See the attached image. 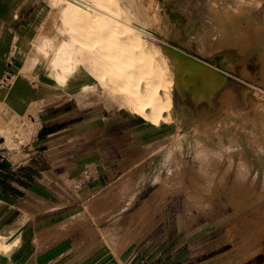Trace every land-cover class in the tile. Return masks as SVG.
Here are the masks:
<instances>
[{"label": "rangeland", "instance_id": "rangeland-1", "mask_svg": "<svg viewBox=\"0 0 264 264\" xmlns=\"http://www.w3.org/2000/svg\"><path fill=\"white\" fill-rule=\"evenodd\" d=\"M44 1L33 0L27 9L21 11L17 20L9 21L12 27L16 30L28 27ZM152 1L155 2L154 6L151 4ZM119 2L126 11L132 12L135 19L142 17L147 20L145 22L149 21L152 13L158 8L164 21L162 26L165 38L164 41L149 39V53L154 59L160 60L163 66V80L166 79L168 82L172 80L167 90L170 91L173 103L172 107H166L163 111L166 118H163L161 126L157 127L145 121L150 127L136 129V144L139 145L141 139L160 131L156 136H161L162 139L146 144L145 147L168 143L172 135L170 124L181 118L183 125L178 133L181 140L179 142L182 144L180 159L184 167L179 169L180 175L176 178L189 183L192 171L186 167L191 166L201 173L209 170L191 146L195 129L210 130L214 135L211 143L222 148L227 144V136L220 137L213 132L220 128L219 124L225 126L242 124L250 129L256 125L258 131L262 133L263 142L236 140L235 145L243 148L248 144L252 147L254 166L248 170L247 176L256 177L255 187L263 191L262 174L257 173V170L264 167V82L262 75L259 74V65L252 57L254 53H246L245 47L264 41V0H119ZM229 35L231 38H228ZM175 49L189 51L191 60L218 74L222 84L212 98L197 100L191 87L179 86L178 81L182 77L181 60ZM1 65L0 86L12 87L11 80L17 73L20 63L16 56L10 54ZM243 65L248 66L252 73L251 77L243 76ZM79 72L80 75L72 73L65 83L60 86L53 84L40 95V99H45L46 102L28 113L30 124L29 127L24 126L25 130L33 126L30 118L38 120V111L57 96L53 94L58 93L74 95L71 98H76L82 107H86L88 121L98 117L104 119L103 116H107L108 118L105 117L107 120L133 117L137 125L144 122L131 107L128 95L123 91H115L102 85L90 68L84 69L79 66ZM162 92L164 94L165 90ZM167 115L170 116L169 119ZM142 150L143 148L137 146L131 154L126 155L127 152H124L123 159L114 160L117 168L114 171L115 175L111 177V183L117 182L120 177L124 178L123 180L134 181L138 189L129 204L116 206L112 204L113 202H107L105 206L109 207V217L100 223L102 227H107L119 219L118 230L123 232L128 219L136 214L142 205L156 204L162 199V205L153 209L152 226L140 232L127 250L122 251L123 264H242L254 257L264 262L262 252L264 195L253 197L238 207L230 205L233 188L238 185L239 177L242 178L243 175H238L239 173L233 169L228 170L227 160L222 164L225 185L221 187L222 199L226 205H219L216 208L204 207L188 204L184 192L163 196L161 189L170 165L172 166V159L161 152L155 155L152 165L146 162L140 166L136 162L140 159ZM233 158L239 161V155L236 154ZM118 171H122V174L115 177ZM110 191L107 189L98 195L106 196L107 200V193ZM208 210L212 215L207 214ZM89 224L86 221V225ZM0 233V243L10 244L12 253L29 244L25 234H22V237L18 232L7 229L2 231L1 228ZM82 237L83 235L78 236V239H72L68 243L73 245L70 247L57 246L51 249H48V245L42 247L43 254L37 256L36 264L57 263L58 260L73 253V247L83 242L81 240L79 243ZM111 251L113 250L109 248L103 249L101 256L115 258V253ZM30 257L26 254L13 255L12 258L14 264H25Z\"/></svg>", "mask_w": 264, "mask_h": 264}, {"label": "bare ground", "instance_id": "bare-ground-1", "mask_svg": "<svg viewBox=\"0 0 264 264\" xmlns=\"http://www.w3.org/2000/svg\"><path fill=\"white\" fill-rule=\"evenodd\" d=\"M31 3L33 0H0V66L10 54L16 56L20 63L11 80L12 87L0 86V137H4L9 146L17 147L26 140L28 113L46 102L45 99H40V95L53 84L60 86L65 83L70 74L80 75L79 66L92 69L102 85L128 95L131 107L148 124L161 126L162 119L166 118L163 111L166 107H172L173 99L167 90L172 80H163L160 60L154 59L149 53V39L164 41L165 38L162 26L164 21L158 8L149 21L145 22L147 20L142 17L135 19L132 12L126 11L119 0H45L28 27L14 29L9 21L17 20L21 11ZM151 4L154 6L155 2L152 1ZM210 27L209 24L208 28ZM175 50L181 60L180 74L183 80L179 78V86L191 87L197 100L212 98L222 84L218 74L191 60L189 51ZM245 52L254 53L252 57L259 65V74L264 82V41L249 44L245 47ZM242 74L247 78L251 77L252 73L247 65L242 66ZM162 90H165L164 94ZM169 118L167 115V119ZM182 125L181 118L170 124L172 135L168 143L143 148L142 155L136 162L140 166L146 162L152 165L155 155L161 152L172 159V166L170 165L161 189L163 196L184 192L188 204L214 208L226 205L221 193V187L225 185L222 165L225 160L228 162V170L233 169L238 175H243L242 178L238 176L240 179L235 189L233 188L230 205L238 207L253 197L264 195V188L259 191L255 187L256 177L247 176L248 170L254 166L252 147L248 144L243 148L235 145L236 140H254L260 143L262 133L256 125L250 129L242 124H219L220 128L213 132L220 137L227 136V144L222 148L211 143L214 135L210 130L195 129L191 146L209 170L201 173L191 166L186 167L192 171L189 183L176 178L180 175L179 169L184 167L180 159L182 144L178 133ZM236 154L239 155V161L233 158ZM258 172L262 174L264 183V167ZM93 173L97 174L96 171ZM84 177L88 179V173ZM123 179L119 177L114 183L109 181L111 191L107 193V200L102 194L86 200L80 211L72 217V225L68 227L65 224L66 227H60L62 230L58 232L56 229L51 234L44 233L38 237L41 249L66 236L68 231L84 229V242L75 246L72 254L54 264H123L122 251L132 244L140 232L152 226L153 209L162 205V199L156 204L142 205L128 219L123 232L118 230L119 219L110 226L102 227L100 222L107 219L109 213V207L105 206L107 202H113L116 206L126 205L135 197L137 183ZM207 214L212 215V212L208 210ZM33 217V212L26 211L24 222ZM88 219H92L93 224L86 225ZM26 235L30 244V237ZM9 246L10 244L0 243V264H14ZM108 248L113 250L111 252L115 253V258L101 256L102 250ZM36 262L35 253L25 264Z\"/></svg>", "mask_w": 264, "mask_h": 264}, {"label": "crops", "instance_id": "crops-1", "mask_svg": "<svg viewBox=\"0 0 264 264\" xmlns=\"http://www.w3.org/2000/svg\"><path fill=\"white\" fill-rule=\"evenodd\" d=\"M53 95L57 96L38 111V120L30 118L33 126L28 128L24 144L12 148L0 137V228L28 234L31 240L12 257L43 254L37 241L40 235L69 227L86 200L110 190L109 181L117 168L114 160L123 159L124 152L131 154L137 146L145 148L162 139L156 136L161 131L154 132L137 145L136 131L150 127L145 121L137 125L133 117L107 120V116L88 121L86 107L71 98L74 95ZM87 173L88 179L84 177ZM121 174L118 171L115 177ZM26 211L33 212L34 217L24 222ZM88 222L93 224L92 219ZM82 235L79 243L85 240L84 229L68 231L48 249L73 246L68 243ZM242 264L264 262L254 257Z\"/></svg>", "mask_w": 264, "mask_h": 264}]
</instances>
